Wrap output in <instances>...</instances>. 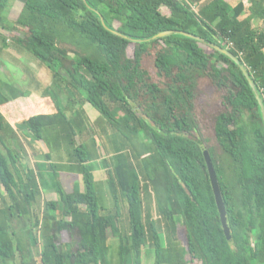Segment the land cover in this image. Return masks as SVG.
Listing matches in <instances>:
<instances>
[{
    "label": "trees",
    "instance_id": "trees-1",
    "mask_svg": "<svg viewBox=\"0 0 264 264\" xmlns=\"http://www.w3.org/2000/svg\"><path fill=\"white\" fill-rule=\"evenodd\" d=\"M86 1L91 7L84 0H24L13 19L11 0H0V54L11 39L6 31H15L14 43L50 76L45 84L31 74L24 88L0 76V264L21 252L12 221L25 216L26 242L37 256L30 264H264V118L256 95L239 64L208 44L175 33L152 37L177 29L226 46L264 104V0ZM201 75L223 109L205 108L208 116L198 122L193 83ZM162 76L169 80L160 85ZM33 92L46 104L28 103L22 118L4 107L10 97ZM86 103L99 112L94 120ZM27 119L36 121L35 138H27L32 165L21 143L23 153L10 145ZM95 160L104 169L108 205L99 202ZM63 172L79 175L80 187L65 190ZM44 185L57 197L40 206ZM146 246L154 250L152 263L144 260Z\"/></svg>",
    "mask_w": 264,
    "mask_h": 264
},
{
    "label": "rangeland",
    "instance_id": "rangeland-1",
    "mask_svg": "<svg viewBox=\"0 0 264 264\" xmlns=\"http://www.w3.org/2000/svg\"><path fill=\"white\" fill-rule=\"evenodd\" d=\"M231 1L233 2L237 0H231ZM23 2L24 0H11L7 17L14 19L15 16L18 14V12L23 7ZM161 10L163 13L169 14V9L166 6H162ZM263 26H264V23H263ZM1 28H3V26H1ZM6 32L9 34V36H11L10 37L11 39L7 41L9 44L8 48L3 50L2 53L0 54V76L4 78L5 80L12 82L13 84L19 87L22 86L23 88L26 85H28V81L30 79L31 74L35 78L36 77L40 78V80L45 82V84L49 83L50 76H49L48 68L44 66L43 63L38 58H36L32 54H30L28 51H26V49L21 48L20 45L14 43L12 38L17 34L15 31H10V32L6 31ZM62 45L68 49L76 48L71 43H64ZM76 50H79V48H77ZM71 56H73L71 52H68L66 54V59H64V63L66 66L69 65ZM151 59H152L151 56L145 58L144 60L145 64L148 65V63L151 62ZM168 80L169 78L162 76L158 79V82L161 85L164 82H167ZM55 88L57 89L56 86ZM193 88H194L195 95H196V105L199 106L197 107V111L199 114V117L197 119L198 122L205 120L206 117L208 116L207 110L205 112V108L213 107L214 110L216 111L223 109V106L219 102L221 96H219L217 89L214 88L209 83V80L206 77H203L201 75L199 78H197L195 82L193 83ZM37 94H40V93L33 92V94L30 95V97L28 98L22 97L19 93L17 94L16 98H12L10 97L11 95L8 94V96L10 97V101L7 103V105L4 104V107H8V110L10 111V113L12 112L15 117H21L22 115L20 114L27 113L26 108H23V107H27L28 103L30 102L33 103L38 100L40 103H44V105L46 104V99H43V97H41L42 95L39 96ZM60 96L62 97V101L65 103V99H64L65 95H60ZM84 106L91 120H94L98 116L99 112L95 109V107H93L89 103H86ZM210 114H212V112ZM15 117L13 119H15ZM26 122L27 124L25 123V125H22L21 129H18L19 130V134H18L19 140L17 142H15L14 140H10V145L15 147L20 153H23L21 148L19 147V143H21V145L24 147V150L26 152L28 163L32 165L36 159L35 157H33L32 149L28 145L27 138H32V139L35 138L34 129L36 127V123L33 124V122H36V121H31L30 119H27ZM119 127L121 130L126 132L129 136H132L133 139L136 137L134 136L135 134H133L134 133L133 130L123 129L122 126H119ZM205 135L209 136L208 131L205 132ZM206 140H207V143L205 142V144H210L209 143L210 138L206 137ZM36 148L41 149V146L39 143ZM93 164H94V170H93L94 178L95 180H99V182L96 183V190L98 191V195L101 198V201L99 198V202H101L102 204L104 202L105 205H108L111 202V195L109 193L108 184L105 179L104 169L99 160L93 161ZM49 175L52 176V173L48 172L47 175H44L45 180L49 179ZM60 180H61V183L64 189L67 191L72 190L74 183L76 184L77 188L80 187L79 184H82L81 177H79V175L77 174H68V173L63 172L62 175L60 176ZM41 183L44 184L42 179H41ZM41 189H42V193L38 201L40 206H42L43 200L45 201L46 199H55V197H57L56 192L53 191V189L47 187V185L42 186ZM1 206H2V203L0 202V207ZM30 224L31 223L27 216L20 217L19 219L13 218L12 226L16 232V235L20 237L23 248L21 252L16 253L14 260L9 261V264H21L20 260L22 258L25 259V262L30 264L31 257L34 256V258L37 259V256L34 255L32 246H30L29 243L26 242L27 240H26L25 229L28 228ZM57 235H58L60 242L61 240H64L62 234L61 236L59 234ZM113 244L115 245L116 242L114 241ZM186 258H188V256ZM144 260L146 263L153 262L154 250L151 246L144 247ZM192 264H200V262L197 259H195V262L193 261Z\"/></svg>",
    "mask_w": 264,
    "mask_h": 264
},
{
    "label": "water",
    "instance_id": "water-1",
    "mask_svg": "<svg viewBox=\"0 0 264 264\" xmlns=\"http://www.w3.org/2000/svg\"><path fill=\"white\" fill-rule=\"evenodd\" d=\"M84 1L88 4V2L86 0H84ZM88 7H91V6L88 4ZM95 12H97V14L100 16V19H101L102 23L107 27V25L104 22L103 17L98 13V11L95 10ZM111 30L114 33H116V34H120L115 29H111ZM172 33L181 34V35H184V36H188V37L197 39V40H199L201 42H204V43L208 44L210 47L216 49L217 51L227 55L235 63L239 64V67H240L241 71L246 76L250 86L252 87V89H253V91H254V93L256 95V98H257V101H258V105H259V108H260V111H261V115L264 118V104L262 102V99L259 96V93H258V91H257V89L255 87L254 82L252 81V79L249 76L248 70L246 69V67L243 64L239 63V59H238V57L236 55H234L226 46H221V45L215 44L213 42L205 41L201 36L196 35V34L191 33V32L184 31V30L167 29V30L158 32L157 34L153 35L152 37L153 38L154 37H161V36H164V35H167V34H172ZM120 35H122V34H120ZM203 156H204V160H205V163H206V168H207L210 184H211V187H212L215 203H216V206H217V210H218V213H219L221 225H222V228H223V231H224L225 235L229 238V227H228L227 222H226L225 204H224V201H223V198H222V195H221V191H220V187H219V184H218V179H217V175H216V171H215L212 159L209 156V153H208L206 148L203 149Z\"/></svg>",
    "mask_w": 264,
    "mask_h": 264
},
{
    "label": "crops",
    "instance_id": "crops-1",
    "mask_svg": "<svg viewBox=\"0 0 264 264\" xmlns=\"http://www.w3.org/2000/svg\"><path fill=\"white\" fill-rule=\"evenodd\" d=\"M232 2V1H231ZM232 3H235V1H233ZM65 173H68V174H76V173H73V172H65ZM62 175V173L60 174V176ZM80 177V176H79ZM75 184V183H74ZM74 184H73V186H74Z\"/></svg>",
    "mask_w": 264,
    "mask_h": 264
}]
</instances>
